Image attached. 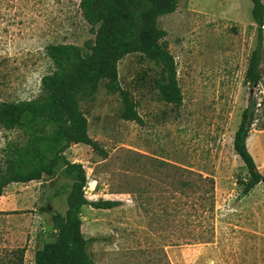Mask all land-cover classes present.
<instances>
[{"label":"rangeland","instance_id":"rangeland-1","mask_svg":"<svg viewBox=\"0 0 264 264\" xmlns=\"http://www.w3.org/2000/svg\"><path fill=\"white\" fill-rule=\"evenodd\" d=\"M80 1L0 0V102L38 96L53 69L48 45L84 48L94 39ZM251 9V0H178L177 10L159 19L177 67L180 107L161 101L160 68L138 54L118 69L143 124L121 118L119 95L104 84L82 102L89 136L107 155L83 144L65 155L83 165L90 202L120 203L82 209L83 234L97 239L89 246L94 264H264V184L241 194L239 180L249 175L233 148L250 94L264 99V41L261 82H245L257 45ZM21 138L0 127V170L7 142ZM247 148L264 177V117L252 127ZM183 170L214 180L213 211L195 208L194 195L181 191L179 181L195 179ZM67 182L58 174L5 189L0 261L24 248V264H34L35 252L52 240V214L67 210V195L56 194Z\"/></svg>","mask_w":264,"mask_h":264},{"label":"trees","instance_id":"trees-1","mask_svg":"<svg viewBox=\"0 0 264 264\" xmlns=\"http://www.w3.org/2000/svg\"><path fill=\"white\" fill-rule=\"evenodd\" d=\"M251 1L257 45L249 59L245 82L256 86L262 79L264 4L263 0ZM177 7L178 0H81L82 14L95 29L94 39L86 42L84 48L73 44L48 45L45 53L53 69L42 78L38 96L31 100L0 102V127L22 134L21 140L9 141L5 146L0 197L13 183L41 181L44 176L54 178L58 174L69 181L56 193L67 195V210L64 214H52V240L35 252L34 264H94L89 246L97 239L85 238L82 209L90 206L110 210L120 203L90 202L84 190L87 176L83 165L71 162L65 153L73 145L83 144L102 156L107 155L89 136L88 120L81 110L82 102L93 99L101 84L119 95L122 119L143 124L131 93L119 81V62L129 55L138 54L158 66L160 72L155 85L161 101L175 107L182 105L176 63L164 41L167 33L159 26V19L174 13ZM263 117L264 99L259 103L250 94L233 139L234 151L249 175L246 180H239L243 196L264 184V177L247 148L252 127ZM185 172L195 179L179 181L181 191L188 189L194 195L195 208L213 211L214 180ZM194 237L201 239L203 234H194ZM25 251L24 248L10 251L8 260H1L0 264H24Z\"/></svg>","mask_w":264,"mask_h":264}]
</instances>
